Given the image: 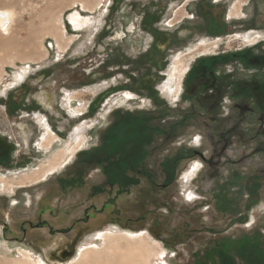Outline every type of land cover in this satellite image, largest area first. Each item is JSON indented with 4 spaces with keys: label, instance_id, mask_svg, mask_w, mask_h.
Segmentation results:
<instances>
[{
    "label": "rangeland",
    "instance_id": "obj_1",
    "mask_svg": "<svg viewBox=\"0 0 264 264\" xmlns=\"http://www.w3.org/2000/svg\"><path fill=\"white\" fill-rule=\"evenodd\" d=\"M0 10L12 13L10 35L0 32V146L12 162L0 164V264H264V119L245 106L241 63L226 64L234 91L209 101L192 75L203 59L262 51L264 0H0ZM76 12L90 20L84 32L69 25ZM131 111L154 173L183 158L168 190L153 176L151 189L123 192L84 163Z\"/></svg>",
    "mask_w": 264,
    "mask_h": 264
},
{
    "label": "flooded vegetation",
    "instance_id": "obj_2",
    "mask_svg": "<svg viewBox=\"0 0 264 264\" xmlns=\"http://www.w3.org/2000/svg\"><path fill=\"white\" fill-rule=\"evenodd\" d=\"M77 15L84 23V26H76L70 19L71 16ZM69 17L70 20V26L73 27V29L76 32H84L88 26V22L90 20H87L86 17H83L79 12H76L72 14ZM247 60H250L247 58V54L245 52L239 53L237 55H230L225 57H219L214 56L209 59H203L200 61L197 66L195 72L192 74L193 76L196 75V73H199L200 80L203 82L200 86L201 87H208L211 84V74L209 75H202L200 73H203L204 68H210V69H217L216 73L222 75V73L218 72V68H223V66H226V64L229 63H241L243 66V63H245ZM28 77V76H27ZM25 79L19 83V85L15 88H10L11 90L18 88L19 86L23 85ZM244 85L240 86L239 91H244L250 93V96L255 95L251 92L254 89H256V85L248 87L246 84V80L243 81ZM36 83L32 82L30 85V89L34 87ZM169 83L166 84V87ZM235 84V82H234ZM234 91V88H233ZM229 93V92H227ZM42 96L43 98H40ZM249 96V95H248ZM24 97V96H23ZM22 97V98H23ZM250 98V97H249ZM20 98H17V103H14L12 101V104L16 107H19L23 100H19ZM249 100V99H248ZM38 101L40 102V106L45 105L47 109H51L52 112L54 111L51 107V104L49 103L50 98L46 96L45 94H41L38 96ZM207 101V99H206ZM209 101V100H208ZM250 101V100H249ZM257 101V100H256ZM256 101L250 103L247 107L248 112L255 113L257 112V116L260 117V121L262 118L264 119V108L258 110L256 109ZM260 101L264 102V99H261ZM262 102V103H263ZM42 104V105H41ZM69 105V103H68ZM209 106V105H208ZM49 112V111H48ZM76 112V111H75ZM50 113V112H49ZM129 118H121L111 123L109 126L107 133L104 135L102 142L95 148V149H89L84 153V163L87 166L95 165L99 167L102 170V173L104 176L107 177L108 182L111 183L113 186H117L120 191L123 192H129V190L136 188L137 186H140L142 184L144 190L151 189L152 188V182H153V176H163L164 177V184L160 185L159 188L161 191L168 190V188L171 186V184L175 180V172L177 171V168L182 161L183 158L177 159V161L173 164V168L171 169L169 166V162L173 161L168 158L163 160V162L159 165V171L154 173L150 166H148L147 160L151 155V146L153 144L152 140H138L136 137L137 132V126L139 128H142V121L137 120L135 117L134 111H131ZM46 115H42L41 113L37 114L36 120L38 125L42 128V130L46 131V133L49 135H52L53 130L49 125V122L44 117ZM45 118V119H44ZM40 119V121H39ZM139 124V125H138ZM45 125V126H42ZM145 125V124H144ZM60 132L65 133L67 131L68 127V120L65 119V121L62 123H59ZM129 127L128 129H126ZM15 129V128H14ZM18 129V128H17ZM124 132H121L123 131ZM126 131V132H125ZM128 131V133H127ZM148 132H151L148 130ZM126 134L128 135V138H126ZM114 137L118 138V141L115 143ZM58 138V137H57ZM55 139L54 142H57L58 139ZM8 140V137H7ZM1 145H3V141L1 142ZM43 145V144H42ZM47 148V147H45ZM44 145L39 147V150L43 152ZM24 158L20 157L18 158V162L15 164L20 163L23 161ZM11 156L9 148H4L3 146H0V164H12ZM243 247H240L242 249ZM244 253V252H243ZM241 253L240 255L244 256V254Z\"/></svg>",
    "mask_w": 264,
    "mask_h": 264
},
{
    "label": "crops",
    "instance_id": "obj_3",
    "mask_svg": "<svg viewBox=\"0 0 264 264\" xmlns=\"http://www.w3.org/2000/svg\"><path fill=\"white\" fill-rule=\"evenodd\" d=\"M246 54L248 59L250 57V60H247L245 63H243L242 66V68L245 70L244 73H246L247 75L245 78L247 81L246 84L248 85V87L256 85V89H254L253 91L251 90V92L254 93L255 96L249 95L248 97H250L251 99L254 98L255 101L257 100L256 104H258L256 106V109L260 110L264 108V102L260 101L261 99H264V47L261 52L255 51ZM229 68L230 67H228V65L224 66L223 76H219L220 74L216 73L217 69L215 68H204V75L211 74L210 86L202 89L207 90L208 93H212L211 95L206 96L207 101L211 99L212 95L215 97L219 87L224 89V92H226V94H228L227 92L233 91V86L235 85L233 81V71Z\"/></svg>",
    "mask_w": 264,
    "mask_h": 264
},
{
    "label": "bare ground",
    "instance_id": "obj_4",
    "mask_svg": "<svg viewBox=\"0 0 264 264\" xmlns=\"http://www.w3.org/2000/svg\"><path fill=\"white\" fill-rule=\"evenodd\" d=\"M71 21L76 25V26H84V23L77 15H73L70 17ZM11 23H12V13L7 11V10H0V32L2 33V35H10V30H11ZM87 26L89 27V22L87 24ZM91 26V25H90ZM30 68V67H29ZM28 68V69H29ZM30 70V69H29ZM30 71H28L26 68L22 69L21 72L17 73L15 75V78H16V82L14 83V85L11 87V88H15L19 85V83H21L24 79L27 78L28 74H29ZM14 80V79H13ZM13 83V82H12ZM40 98H43L42 96H40ZM68 100V99H67ZM67 107H68V102L65 104ZM71 109V108H70ZM70 113L71 114H75V110L74 109H71L70 110ZM40 121V119H39ZM41 122V121H40ZM42 126H45V125H42ZM28 131V130H27ZM81 133L83 132H78V136L81 137ZM28 137V136H27ZM78 137V138H79ZM82 139V138H81ZM98 237V236H97ZM90 245V244H89ZM86 249V247H84ZM83 247L81 248L80 251H82L84 249ZM89 248V246L87 247ZM87 252H80L78 257L72 262H76L78 260H80L81 258L83 259V257L86 255ZM39 261H44L42 258L39 259Z\"/></svg>",
    "mask_w": 264,
    "mask_h": 264
},
{
    "label": "water",
    "instance_id": "obj_5",
    "mask_svg": "<svg viewBox=\"0 0 264 264\" xmlns=\"http://www.w3.org/2000/svg\"><path fill=\"white\" fill-rule=\"evenodd\" d=\"M69 25H70V22H69Z\"/></svg>",
    "mask_w": 264,
    "mask_h": 264
}]
</instances>
